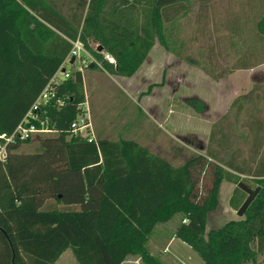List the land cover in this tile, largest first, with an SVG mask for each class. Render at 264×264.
<instances>
[{
  "label": "trees",
  "instance_id": "trees-1",
  "mask_svg": "<svg viewBox=\"0 0 264 264\" xmlns=\"http://www.w3.org/2000/svg\"><path fill=\"white\" fill-rule=\"evenodd\" d=\"M187 1L0 0V134H11L22 121L63 67L73 40L80 39L100 60L102 67L92 68L132 76L156 41L170 48L166 25L187 10ZM210 1L199 0V9ZM255 25L262 39L264 16ZM99 47L116 63L104 60ZM238 62L240 68L251 67ZM257 89L237 97L232 107L260 113L257 102L245 107ZM84 102L83 73L71 69L39 108L54 132L41 137L33 153L19 151L30 139L10 143L0 159V264H54L67 248L77 264H122L132 255L145 264H165L162 250L172 236L205 264H259L258 257H264L259 116L244 124L243 142L250 145L246 161L237 150L228 157L208 150L207 156L196 154L175 165L133 138L98 135L89 141L73 133L70 125ZM230 134L218 121L209 141L226 150L232 147ZM240 175L251 177L241 181L259 187L258 194L243 216L207 229L223 181L236 184L232 209L238 211L245 201Z\"/></svg>",
  "mask_w": 264,
  "mask_h": 264
},
{
  "label": "rangeland",
  "instance_id": "rangeland-1",
  "mask_svg": "<svg viewBox=\"0 0 264 264\" xmlns=\"http://www.w3.org/2000/svg\"><path fill=\"white\" fill-rule=\"evenodd\" d=\"M187 5L177 20L166 25L170 48L156 41L134 75L118 76L100 70L93 73L94 83L88 87L86 106L95 137L136 139L175 165L196 154L206 155L208 150L220 157H228L237 150L246 161L250 145L243 142L242 134L247 131L244 124L251 116L264 121V35L260 39L255 25L264 16V0H211L204 9H199V0H189ZM239 60L251 67H238ZM255 85L260 89L245 107L257 102L260 113L251 108L246 111L232 107L237 97ZM225 115L228 118L222 122ZM218 121L231 128L229 149L209 141ZM48 135H34L21 144L19 151H38L40 138ZM239 179L251 180V177L240 175ZM235 186L223 181L219 207L210 213L207 229L240 217L229 205ZM162 256L165 264H201L202 261L179 238L171 243L170 252ZM257 260L264 264V257ZM54 264L77 262L72 250L67 248ZM122 264L145 263L132 255Z\"/></svg>",
  "mask_w": 264,
  "mask_h": 264
},
{
  "label": "built area",
  "instance_id": "built-area-1",
  "mask_svg": "<svg viewBox=\"0 0 264 264\" xmlns=\"http://www.w3.org/2000/svg\"><path fill=\"white\" fill-rule=\"evenodd\" d=\"M101 52L104 60L111 64L116 63L115 58L110 53L105 51ZM72 58H74L73 62H71ZM91 64H97L98 66L102 67L100 60H98L84 47L80 39L73 40L70 53L62 67L64 68V71L60 72L59 75L56 74L50 80V82L46 85L35 102L32 104L22 121L17 125L11 134H0V159L5 158L8 144L18 140L23 141L30 139L34 135L54 132V130L46 126V120L41 117L39 112L40 105L46 103L48 99L54 94L55 86L63 78L68 77L71 69H68L67 66H77L76 69L83 73L84 69L88 68ZM86 105V101L81 104V112H79L76 118L72 121L70 130L75 134L87 136L88 140L91 141L96 139V137L93 131V124L90 119L91 117L89 108Z\"/></svg>",
  "mask_w": 264,
  "mask_h": 264
},
{
  "label": "crops",
  "instance_id": "crops-1",
  "mask_svg": "<svg viewBox=\"0 0 264 264\" xmlns=\"http://www.w3.org/2000/svg\"><path fill=\"white\" fill-rule=\"evenodd\" d=\"M71 69V68H70ZM76 69V68H74ZM99 69H95V68H92V67H88V68H85L84 71H83V78H84V88H85V101L87 102L88 100V87H90L94 81H93V73H95V71H97ZM64 71V68H61L56 74L59 75L60 72H63ZM101 71V70H100ZM107 72V71H105ZM108 139H111V138H108ZM175 226H173L174 228ZM177 237L176 236H172V238H170V240L167 242L165 248L162 250V254H165V253H168L170 252V245L172 242H174V240H176ZM185 243V242H184ZM260 257V256H259ZM263 257V256H261ZM174 262V261H173ZM201 264H203V262L201 261Z\"/></svg>",
  "mask_w": 264,
  "mask_h": 264
},
{
  "label": "water",
  "instance_id": "water-1",
  "mask_svg": "<svg viewBox=\"0 0 264 264\" xmlns=\"http://www.w3.org/2000/svg\"><path fill=\"white\" fill-rule=\"evenodd\" d=\"M103 48L99 47V51H102ZM74 61V58L71 59V62ZM94 64H91L90 67H93ZM238 186L247 193V197L245 199V201L242 203V205L240 206V208L237 211V215L238 216H243L244 212L246 211V209L249 207V205L251 204V202L253 201V199L255 198V196L258 194L260 188L256 187V188H252L250 187L247 183L241 181L238 183ZM251 247L254 248V244L251 243ZM205 264V263H203Z\"/></svg>",
  "mask_w": 264,
  "mask_h": 264
}]
</instances>
